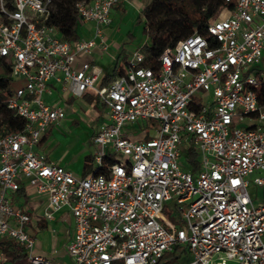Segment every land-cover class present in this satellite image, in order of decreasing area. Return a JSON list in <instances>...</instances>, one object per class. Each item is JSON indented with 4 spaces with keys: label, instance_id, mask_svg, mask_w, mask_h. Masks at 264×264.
<instances>
[{
    "label": "built area",
    "instance_id": "1",
    "mask_svg": "<svg viewBox=\"0 0 264 264\" xmlns=\"http://www.w3.org/2000/svg\"><path fill=\"white\" fill-rule=\"evenodd\" d=\"M119 1L77 2V22L93 23L94 38L66 41L49 24L51 0H0V59L10 80L24 81L6 106L25 121L0 134V238L22 247L26 264H264V202L248 191L264 188V0H224L206 36L175 41L156 67L142 65L137 47L101 87L100 71L76 62L97 45L106 50L102 28ZM49 83L76 98L91 91L106 110L85 176L34 150L65 117L44 99ZM137 121L146 125L141 137L128 128ZM191 147L196 172L185 157L180 166ZM22 183L46 196V220L69 209L68 263L35 254L30 216L7 196Z\"/></svg>",
    "mask_w": 264,
    "mask_h": 264
},
{
    "label": "crops",
    "instance_id": "2",
    "mask_svg": "<svg viewBox=\"0 0 264 264\" xmlns=\"http://www.w3.org/2000/svg\"><path fill=\"white\" fill-rule=\"evenodd\" d=\"M149 2L150 0H120L110 12V24L102 28L107 46L106 50L103 51L101 46L97 45L89 53L79 54L76 65L78 66L81 61L89 62L92 67L100 71V79L105 73H109L116 64L125 68L128 56L136 47L132 45V41L129 44V41H125L120 37L122 33L121 25L132 23L135 17L143 21L141 12ZM113 12L120 15V23L117 24L111 19V13ZM78 34L79 39L94 38V24L86 23L79 26ZM95 40L99 43L98 39ZM123 57H126V61L122 60ZM110 64H112L111 70L108 72L107 68ZM47 87L50 88L52 94L45 95L44 99L50 103L60 105L65 117L46 128L43 134L45 139L42 143L39 142L34 150L36 153L44 154L49 161L62 166L75 176H82L85 157H93L95 152L93 154L92 152L82 151L74 154L73 148L76 144V138H71V133L67 129L70 127L67 126L66 120L71 117L80 120L78 118L81 116L89 123L95 122L96 128L90 133V140L92 141V137L100 124L105 121L106 110L100 102L92 99L94 94L91 91H87L81 97L76 98L63 93L56 84L49 83ZM82 109L85 113L81 112ZM63 128H65L64 132H62ZM133 137H137V135H133ZM19 189L20 191L9 193L7 196L15 207L23 209L30 216V221L25 226V230L34 240L35 254L51 258L56 263H68L66 245L73 235L74 228L69 209L63 207L55 212L53 219L49 220L52 225L48 226L43 215L47 208L46 196L36 194L25 183H22ZM4 240L7 239L0 238V243ZM0 252L3 253L1 247Z\"/></svg>",
    "mask_w": 264,
    "mask_h": 264
},
{
    "label": "trees",
    "instance_id": "3",
    "mask_svg": "<svg viewBox=\"0 0 264 264\" xmlns=\"http://www.w3.org/2000/svg\"><path fill=\"white\" fill-rule=\"evenodd\" d=\"M6 1L9 2V0ZM80 1L83 0H51L49 24L56 28L62 40L77 41L79 39L75 4ZM226 5L224 0H150L141 12L143 32L147 36V41L142 46L145 52V60L142 65L156 67L160 54L179 39L195 33L206 36L207 22ZM137 20L140 21L139 18ZM129 57L130 55L128 59ZM122 60L126 61V57H123ZM1 63L4 65L6 76L0 77V134L16 133L23 130L25 121L6 106V99L14 90L10 87L9 65L0 59ZM123 71L122 65L116 64L109 73H105L101 77L99 86H108ZM261 92H264V87L260 88ZM92 99L99 102L95 95ZM44 139L45 135L40 143ZM197 155V151L192 147L184 153L188 169L191 172H196L199 169ZM106 161L112 162L110 159ZM92 163L93 157L86 156L82 176L91 172ZM0 247L3 253L11 255L13 263L26 264L24 250L17 243L4 240L0 243ZM166 258L171 261L176 259L172 255H167ZM20 259L23 260L19 261Z\"/></svg>",
    "mask_w": 264,
    "mask_h": 264
},
{
    "label": "rangeland",
    "instance_id": "4",
    "mask_svg": "<svg viewBox=\"0 0 264 264\" xmlns=\"http://www.w3.org/2000/svg\"><path fill=\"white\" fill-rule=\"evenodd\" d=\"M113 9V8H112ZM111 19H113L117 24L120 23V15L118 13H111ZM142 20L140 21L137 20L135 17L133 22L130 24L123 23L121 25V38L124 39L125 41H132V45L137 47L142 46L146 41H147V36L143 32V24ZM130 31V33H129ZM128 44V43H127ZM113 63V62H112ZM112 64L108 66L107 71L109 72L111 69ZM260 67H264V61H261L258 64ZM5 71H4V65L1 63L0 64V77H5ZM24 86V81L23 80H11L10 81V87L15 90L18 87H23ZM81 112L85 113L84 110L82 109ZM80 120H77L74 117H71L66 120L67 126L70 128H67L70 133H71V138H76V144L73 148L74 154H78L79 152L86 151L87 153H93L96 152L97 148L92 143L90 140V133L96 128L95 122L89 123L84 117L78 118ZM128 128L130 131L133 132L134 135H137V137H141L143 131L147 130L145 122L142 121H137L134 124L128 125ZM65 131V128H63V131ZM78 141V142H77ZM105 152H107V148L104 149ZM182 158H181V163L180 166L184 167L183 165V159H184V152H181ZM251 178V177H250ZM249 194L251 198L253 199L254 203H260L264 202V188L258 187V186H250L249 189ZM163 214L168 217L170 220L174 219V213L173 211H167L164 210ZM48 226H51L52 224L47 220ZM10 243H15L13 240H8ZM4 261L1 264H17L13 263L11 261V255L8 253H4ZM23 259H20L19 261H22ZM120 264V263H117ZM227 264H236L235 262H228Z\"/></svg>",
    "mask_w": 264,
    "mask_h": 264
}]
</instances>
